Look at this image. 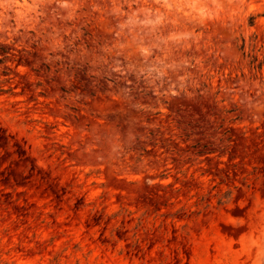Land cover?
Instances as JSON below:
<instances>
[{"label":"rangeland","instance_id":"1","mask_svg":"<svg viewBox=\"0 0 264 264\" xmlns=\"http://www.w3.org/2000/svg\"><path fill=\"white\" fill-rule=\"evenodd\" d=\"M0 264H264V0H0Z\"/></svg>","mask_w":264,"mask_h":264}]
</instances>
